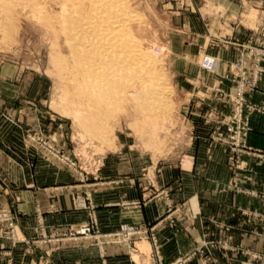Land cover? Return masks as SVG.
I'll return each instance as SVG.
<instances>
[{
	"label": "rangeland",
	"instance_id": "rangeland-1",
	"mask_svg": "<svg viewBox=\"0 0 264 264\" xmlns=\"http://www.w3.org/2000/svg\"><path fill=\"white\" fill-rule=\"evenodd\" d=\"M121 1L125 12H128L123 15L117 34L124 38L129 48L150 54L153 62L147 63V71L140 77L128 74L130 86L118 94V101L106 103L104 100H90L80 104V100L85 101L87 96L79 90L71 73L76 55L63 19L67 13L74 14L72 5L66 0H0V132L21 137L23 148L31 149L38 163L46 162L57 169H67L86 188L92 186L88 177L102 159L117 154L124 161L127 157L132 158L136 172L142 176L170 155L176 157L175 166L185 164V150L190 144L185 135L193 129V121L189 113L186 119L178 117V77L181 72L192 71L196 63L183 61L176 55L185 54L193 59V55L199 54L200 66L205 56L216 60L206 47L201 51L202 47L193 41L194 36L189 29L182 28V17L190 15L195 0ZM200 1L201 5L212 6L210 0ZM84 6L83 11L87 12L90 4L86 2ZM257 15L249 6L243 9L240 17L248 31L247 40H233L237 56L228 62L227 70L219 75L221 79L229 80L233 89H225L220 84H212L208 88L216 100L231 106V112L228 115L216 109L200 112L204 123L213 118L212 128L216 139L225 145L227 161L233 168L240 166L242 155L260 158L258 154H261L264 157L263 151H255L247 143L250 131L247 113L257 112L264 116V101L251 103L245 98L247 92L255 91L258 81L264 77V72L256 75L257 66L264 69V59L257 65L260 58L257 50L264 53V13ZM219 31L216 37L210 38L228 37L227 31ZM218 47L210 48L217 51ZM216 71L217 61L216 69L209 72L215 74ZM155 76L162 81L159 86L163 85L162 94L161 99L154 100L149 107L144 95L154 84ZM92 114H96L97 118L91 121L87 117ZM51 122L55 124L51 125ZM235 132L242 137L239 148L243 149L242 145H245L250 152L236 151L235 154L231 150L233 145L227 141V137ZM58 135L64 137L68 147L56 141ZM181 157L186 161L181 162ZM5 178L0 174V182H7ZM160 194L167 195L164 189L152 187L146 190L144 197L147 200ZM261 197L264 199V191ZM143 202L130 204L140 206ZM77 206L85 210L86 221L51 230L45 224L42 208L36 205L35 233L30 237L18 235L15 213L9 206H1L0 237H6L12 244L22 242L38 247H59L66 242L88 241L103 249L109 243H126L133 264H177L176 260L181 257L164 261L155 232L157 225L121 223L113 231H101L89 189L78 195ZM171 215L173 210L166 217L170 219ZM258 215L264 220V212ZM84 224L91 227L92 236L77 234L76 231ZM123 225L133 226L136 232L129 238L113 236ZM143 240L148 242V250L137 246ZM205 243L209 246L206 252L210 257L208 264L213 262V247L231 250L234 247L212 240L199 246L205 247ZM235 248L246 256L248 264H264V235L260 250L240 246ZM250 251L261 255L252 257ZM195 257L201 264L205 255Z\"/></svg>",
	"mask_w": 264,
	"mask_h": 264
},
{
	"label": "crops",
	"instance_id": "crops-1",
	"mask_svg": "<svg viewBox=\"0 0 264 264\" xmlns=\"http://www.w3.org/2000/svg\"><path fill=\"white\" fill-rule=\"evenodd\" d=\"M210 2L212 6L195 0L190 15L182 17V28L191 31L201 51L206 47L215 56L216 73L201 68L199 54L193 55V59L185 54L176 55L183 61L196 63L192 71L181 72L178 77V117L186 119L190 115L193 121V129L185 135L190 143L185 150L187 162L175 166L176 157L170 155L142 176L136 172L132 158L124 161L120 155H113L96 166L88 177L92 186L86 188L67 169L38 163L33 151L23 148L21 137L11 139L0 132V174L7 181L0 182V207L9 206L15 213L20 237L35 233L36 205L42 208L45 224L51 230L86 221V212L77 206V199L89 189L101 231H113L121 223L157 225L155 232L164 261L187 255L210 240L234 246L232 250L213 247L212 264H248L246 256L235 247L262 248L264 220L258 214L264 212L261 197L264 157L242 155L240 166L233 168L227 161L225 145L216 139L213 118L204 123L200 112L214 109L224 115L231 112V106L216 100L208 88L220 84L225 89H233V84L219 75L237 56L233 40H247L248 31L242 25L244 20L240 14L248 6L254 14H263L264 1ZM256 20L259 22L258 15ZM220 29L229 33L227 38H210L216 37ZM216 45L217 51L210 48ZM245 98L251 103L264 101V77ZM247 114L250 122L247 143L255 151L264 152V116L257 112ZM56 139L68 147L64 137L58 135ZM152 187L164 189L167 195L145 200L146 190ZM135 201L144 202L140 206L130 204ZM170 210L173 215L168 219L166 214ZM137 246L149 248L145 240ZM129 253L126 243H109L103 249L88 241L38 247L22 242L12 244L6 237H0V264H133ZM185 264H199L198 257Z\"/></svg>",
	"mask_w": 264,
	"mask_h": 264
},
{
	"label": "bare ground",
	"instance_id": "bare-ground-1",
	"mask_svg": "<svg viewBox=\"0 0 264 264\" xmlns=\"http://www.w3.org/2000/svg\"><path fill=\"white\" fill-rule=\"evenodd\" d=\"M66 1L72 5L74 13L65 15L64 4V28L76 55L71 73L79 90L87 96L85 101L80 100V104L90 100H104L106 103L118 101V94L130 86L128 74L140 77L147 71V63H152L153 58L146 52L129 48L124 38L117 34L121 19L128 12H125L121 0ZM86 2L90 4V9L84 12ZM153 80L154 84L144 95L149 107L154 100L161 99L163 88V85L159 88L162 82L160 77L155 76ZM96 118V114L87 117L91 121Z\"/></svg>",
	"mask_w": 264,
	"mask_h": 264
},
{
	"label": "built area",
	"instance_id": "built-area-1",
	"mask_svg": "<svg viewBox=\"0 0 264 264\" xmlns=\"http://www.w3.org/2000/svg\"><path fill=\"white\" fill-rule=\"evenodd\" d=\"M257 52H259V55H260V60L257 59V65L259 64V61H262L264 59V53H263V50H257ZM201 66L208 70V71H214L216 69V60L211 57V56H205L202 60V64ZM257 71H256V75L257 74H261L262 72H264V69H262L260 66H257ZM228 130H231V128H227ZM242 140V137L240 135L239 132H235L234 134H231L229 135L228 134V137H227V141L230 142L233 147H232V151L236 154V151H246V152H250V148L249 147H246L245 145H242L244 148L243 149H240L239 148V145H240V141ZM258 156L262 157L263 155L261 154H258ZM234 156L232 155V158ZM180 161L181 162H184L186 161L183 157L180 158ZM77 234L79 235H83V237H90L92 236L91 234V227H89L88 224H84L82 225L78 231H76ZM136 232V229L133 227V226H129V225H123L121 227V230L114 233L113 236H123V237H126V238H129V236H131V234H134ZM139 232V230L137 231ZM98 236V235H96ZM208 243H205V247H202V246H198L196 247L190 254H188L187 256H181L179 257L176 262L177 264H184L186 262H188L189 260H191L193 257L197 256V255H205L204 258L201 259V264H208V261L210 260V257H208L206 255V252H208ZM205 248V249H204ZM252 257H259L261 254L257 253V252H254V251H250L249 252Z\"/></svg>",
	"mask_w": 264,
	"mask_h": 264
}]
</instances>
